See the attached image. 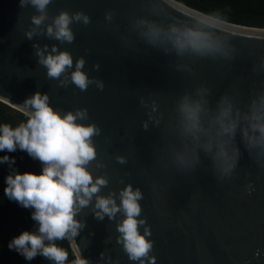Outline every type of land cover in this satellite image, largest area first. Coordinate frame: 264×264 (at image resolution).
I'll list each match as a JSON object with an SVG mask.
<instances>
[{
    "label": "water",
    "instance_id": "95a60500",
    "mask_svg": "<svg viewBox=\"0 0 264 264\" xmlns=\"http://www.w3.org/2000/svg\"><path fill=\"white\" fill-rule=\"evenodd\" d=\"M61 13L71 18V42L48 34ZM173 29L207 36L220 51H179ZM62 52L72 66L49 77L40 53ZM81 59L90 81L83 90L72 81ZM37 93L61 115L83 112L77 123L99 130L91 137L96 157L86 167L94 181L107 183L76 213L82 227L68 237L86 264H264V153L250 150L238 130L240 155L230 174L222 175L203 150L192 167L176 162L177 152L194 147L181 129L185 96L205 101V123L225 98L249 113L264 96V29L176 0H50L43 11L30 0H0V101L28 115L25 102ZM129 185L142 194L137 220L145 223L138 230L150 232L152 245L139 260L130 259L118 231L123 211L96 215L97 197L120 205Z\"/></svg>",
    "mask_w": 264,
    "mask_h": 264
},
{
    "label": "clouds",
    "instance_id": "9594fccd",
    "mask_svg": "<svg viewBox=\"0 0 264 264\" xmlns=\"http://www.w3.org/2000/svg\"><path fill=\"white\" fill-rule=\"evenodd\" d=\"M26 2L27 0H21V4ZM30 2L43 11L50 0ZM43 19V16L34 18V23L39 25ZM75 19H81L80 14ZM83 19L85 23L88 22L87 17ZM70 23L69 15L61 13L56 18L54 27L48 28V34L71 42L74 36L69 28ZM172 31L173 44L179 51L187 48L200 54L220 51L207 36L192 30ZM152 35H158V32L153 30ZM53 52H56L55 48ZM40 56L41 63L48 69L49 77H59L73 64L72 57L67 52L50 54L47 57L40 53ZM83 65L84 60H79L72 73V81L82 90L90 83L86 74L81 71ZM48 100L47 95L37 93L25 102V107L30 106L32 109L26 123L15 128L9 124H0V151L13 152L19 148L43 163L39 174L17 172L5 179V196L25 208L34 209L32 218L39 225L36 232L23 231L14 237L8 248L28 261L40 255L53 261V264H67L68 252L54 242L78 235L82 224L74 218L76 213L90 203L93 195L107 181L104 178H96L94 181L86 167L96 157L91 137L99 130L95 125L77 123L78 117L83 118V112L61 115L53 110ZM205 111L203 99L185 96L179 105L182 134L194 143V147L185 146L184 150L177 152L176 162L180 166H194L199 161V151L203 150L211 157L222 175L230 174L240 155L239 149L234 147L238 130L250 150L257 149L264 153V96L258 103L254 102L249 113L234 110L233 104L227 98L221 101L218 111L207 123L204 120ZM8 160V155L0 157V163ZM12 163L15 161L12 160ZM141 197L140 190L133 191L129 185L120 193V205L111 197L96 199V208L101 210L96 215L100 219L105 214L113 217L118 211H123L126 218L118 226V231L122 233L125 251L132 260L146 256L152 247L145 239L150 232L146 229L144 235H141L138 230V225L145 223L144 220H137L141 212L138 203ZM73 264L86 262L77 255Z\"/></svg>",
    "mask_w": 264,
    "mask_h": 264
},
{
    "label": "trees",
    "instance_id": "16d2710c",
    "mask_svg": "<svg viewBox=\"0 0 264 264\" xmlns=\"http://www.w3.org/2000/svg\"><path fill=\"white\" fill-rule=\"evenodd\" d=\"M194 10L232 24L264 29V0H176ZM29 116L0 101V124H9L15 128L26 123ZM9 156V160L0 163V264H53L40 255L28 261L22 255L8 248L9 242L23 231L36 232L38 223L33 220L34 209L25 208L18 202L5 196V179L10 174L36 173L42 171L43 163L33 159L26 151H0V157ZM12 160L15 163H12ZM68 252L67 264L76 259L68 237L54 242Z\"/></svg>",
    "mask_w": 264,
    "mask_h": 264
}]
</instances>
